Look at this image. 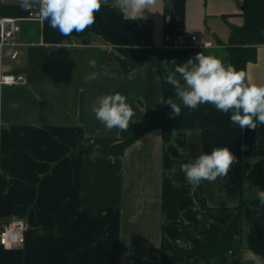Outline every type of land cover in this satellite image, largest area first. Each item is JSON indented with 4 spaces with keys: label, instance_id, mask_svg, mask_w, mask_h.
Listing matches in <instances>:
<instances>
[{
    "label": "crops",
    "instance_id": "crops-1",
    "mask_svg": "<svg viewBox=\"0 0 264 264\" xmlns=\"http://www.w3.org/2000/svg\"><path fill=\"white\" fill-rule=\"evenodd\" d=\"M243 5L244 0H156L133 20L110 0L92 26L65 37L47 21L30 20L32 10H22L19 0H0V23L17 20L20 52L14 60L0 48V76L28 81L0 86V226L28 223L23 245L0 248V264H161L146 259L194 247L183 226L204 245L221 241L238 218L236 186L250 201L264 191V124L242 130L230 121L231 113L206 104L196 108L197 127L175 131L170 142L151 131L123 156L95 162L80 150L121 142V130H107L92 111L104 94L127 97L135 113L129 126L154 122L162 107L161 79L153 62L134 56L154 58L181 80L177 66L197 53L224 63L230 26L244 24ZM176 35L196 36L197 47L166 48V37ZM207 42L213 48L203 47ZM91 73L98 78L86 79ZM246 77L264 84V45L257 47ZM215 147H227L236 157L228 175L190 185L181 164ZM233 249L227 264H264V204L245 210Z\"/></svg>",
    "mask_w": 264,
    "mask_h": 264
},
{
    "label": "clouds",
    "instance_id": "clouds-1",
    "mask_svg": "<svg viewBox=\"0 0 264 264\" xmlns=\"http://www.w3.org/2000/svg\"><path fill=\"white\" fill-rule=\"evenodd\" d=\"M155 3L156 0H112V6L133 20ZM109 4L110 0H19L22 10L35 8L41 22L47 21L51 28L65 37L83 33L95 23V13ZM176 72L183 83L172 75L167 76L166 80L174 86L184 107L195 110L200 105L210 104L217 111L231 113L230 121L242 130H255L258 124H264V84L248 83L243 70H237L215 56L197 53L178 65ZM98 76V73H91L86 79L94 80ZM159 103L171 106L170 117L180 115V107L171 99L161 98ZM92 111L109 131L128 130L135 115L127 103V97L119 92L100 96ZM246 147L242 146V150ZM101 150V145H94L90 155L92 162L99 158ZM234 162L236 157L229 148L215 147L210 154L201 153L181 164V171L190 185L199 186L204 181L214 182L217 178L226 177ZM258 199L264 204V191L258 193Z\"/></svg>",
    "mask_w": 264,
    "mask_h": 264
},
{
    "label": "trees",
    "instance_id": "trees-1",
    "mask_svg": "<svg viewBox=\"0 0 264 264\" xmlns=\"http://www.w3.org/2000/svg\"><path fill=\"white\" fill-rule=\"evenodd\" d=\"M242 17L244 24L240 27L230 26L231 36L227 47L228 57L225 64H232L237 70L247 71V66L257 60V47L264 45V0H244ZM148 35L147 31H144ZM131 56V55H128ZM133 57V56H132ZM140 61H151L157 66V74L161 79L162 98L164 100L171 99L180 109V115L170 117L172 108L170 105L162 104L159 111L154 113V122L147 127L129 126L128 130L121 131V142L113 146H102L100 156L112 155L123 156L125 151L141 139L145 134L151 131H161L164 142L172 140L173 133L179 130H189L197 127L196 109L184 107L178 96L174 86L167 82L166 77L174 76L167 65L158 63L154 58L147 55L134 56ZM175 77V76H174ZM176 79L183 81L177 77ZM92 147H81L80 154L82 156H90ZM239 195L238 218L235 223L229 226L224 237L216 244L204 245L199 239L193 237L186 226H183L184 236L190 240L194 247L190 250L182 252L172 251L171 257L161 258V264H178L187 260H198L210 264L213 259H218L220 264H227V255L233 254V239L240 236L243 232V214L245 210L256 206L259 199L248 200L244 197V190L240 186H236ZM203 209L208 213L204 201L199 200Z\"/></svg>",
    "mask_w": 264,
    "mask_h": 264
},
{
    "label": "built area",
    "instance_id": "built-area-1",
    "mask_svg": "<svg viewBox=\"0 0 264 264\" xmlns=\"http://www.w3.org/2000/svg\"><path fill=\"white\" fill-rule=\"evenodd\" d=\"M30 20L40 21L38 11L34 8L29 15ZM0 48L3 54L11 59H18L20 52L19 43L16 41L18 32L17 20L3 19L0 23ZM197 37L190 38L183 35L167 36L166 48L169 49H190L197 47ZM205 48H213L211 42L203 45ZM28 83L23 75L2 74L0 76V86H23ZM28 230V223L25 220H13L0 226V248L12 250L21 246L25 242V234Z\"/></svg>",
    "mask_w": 264,
    "mask_h": 264
},
{
    "label": "water",
    "instance_id": "water-1",
    "mask_svg": "<svg viewBox=\"0 0 264 264\" xmlns=\"http://www.w3.org/2000/svg\"><path fill=\"white\" fill-rule=\"evenodd\" d=\"M160 260H161V258H160V256L157 255V254H154V255H152V256H150V257H148V258L146 259L147 262H152V263H159Z\"/></svg>",
    "mask_w": 264,
    "mask_h": 264
}]
</instances>
